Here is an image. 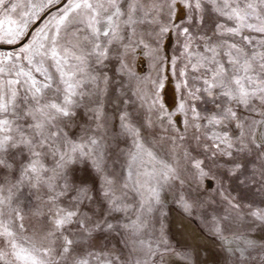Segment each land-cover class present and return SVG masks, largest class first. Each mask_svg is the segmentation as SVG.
I'll return each mask as SVG.
<instances>
[{
    "label": "snow or ice",
    "instance_id": "6c2138e0",
    "mask_svg": "<svg viewBox=\"0 0 264 264\" xmlns=\"http://www.w3.org/2000/svg\"><path fill=\"white\" fill-rule=\"evenodd\" d=\"M0 264H264V0H0Z\"/></svg>",
    "mask_w": 264,
    "mask_h": 264
}]
</instances>
